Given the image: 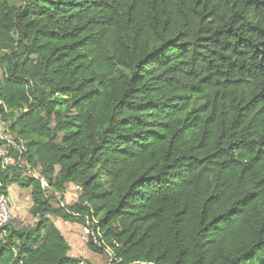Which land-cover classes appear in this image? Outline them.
I'll use <instances>...</instances> for the list:
<instances>
[{
    "label": "trees",
    "instance_id": "16d2710c",
    "mask_svg": "<svg viewBox=\"0 0 264 264\" xmlns=\"http://www.w3.org/2000/svg\"><path fill=\"white\" fill-rule=\"evenodd\" d=\"M0 119V264H264V0H0Z\"/></svg>",
    "mask_w": 264,
    "mask_h": 264
},
{
    "label": "rangeland",
    "instance_id": "374dc122",
    "mask_svg": "<svg viewBox=\"0 0 264 264\" xmlns=\"http://www.w3.org/2000/svg\"><path fill=\"white\" fill-rule=\"evenodd\" d=\"M2 133L4 136H7L10 140L9 135L6 132L5 127L0 124ZM30 175L34 177H39V170H34L32 173H29ZM20 189L22 191L23 197L20 198V196L17 193V190ZM78 188L74 185H69L67 188V192L65 195L64 203L66 204H73L78 199ZM10 203L13 210L16 206V204L22 200V203L13 210V220L12 225L17 227H30V224L33 223V219L29 214V209L32 206V200H31V190L21 189L18 186H14L11 190L10 196ZM21 199V200H20ZM54 222L56 225L60 228L62 233L65 235V238L67 239L70 247L71 252L70 255L74 258H80L84 262L82 264H108L109 259L106 256L95 254L92 251L89 250L87 241H88V232L82 226L71 224L64 222L63 220L59 218H54Z\"/></svg>",
    "mask_w": 264,
    "mask_h": 264
},
{
    "label": "built area",
    "instance_id": "2783aa9c",
    "mask_svg": "<svg viewBox=\"0 0 264 264\" xmlns=\"http://www.w3.org/2000/svg\"><path fill=\"white\" fill-rule=\"evenodd\" d=\"M0 119V124H1ZM3 125V123H2ZM0 142H7V144L0 145V161L4 167H9L15 164V159L11 155L10 147L13 146V142L4 136L0 127ZM44 188H48L46 182L42 179ZM13 220L11 203L9 197L0 195V229L10 225Z\"/></svg>",
    "mask_w": 264,
    "mask_h": 264
},
{
    "label": "crops",
    "instance_id": "0c3cea01",
    "mask_svg": "<svg viewBox=\"0 0 264 264\" xmlns=\"http://www.w3.org/2000/svg\"><path fill=\"white\" fill-rule=\"evenodd\" d=\"M13 187H14V186H12V187L10 188V190H9L10 193H11V190H12ZM17 193H18V195L20 196V198L23 197V195H24V194H22V191H21L20 189L17 190ZM9 196H10V195H9ZM21 199H22V198H21ZM21 199H20V200H21ZM21 203H22V200L19 201L17 204L20 205ZM17 204H16L15 208H17V206H18ZM15 208H14L13 210H15ZM11 209H12V207H11ZM13 210H12V212H14ZM34 223H35V220L33 219V223L30 224V226H32Z\"/></svg>",
    "mask_w": 264,
    "mask_h": 264
}]
</instances>
